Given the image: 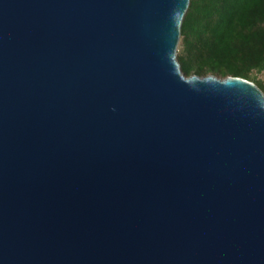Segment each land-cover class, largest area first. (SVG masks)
Returning <instances> with one entry per match:
<instances>
[{
	"label": "water",
	"instance_id": "obj_1",
	"mask_svg": "<svg viewBox=\"0 0 264 264\" xmlns=\"http://www.w3.org/2000/svg\"><path fill=\"white\" fill-rule=\"evenodd\" d=\"M191 0H0V264H264V91L187 77Z\"/></svg>",
	"mask_w": 264,
	"mask_h": 264
},
{
	"label": "trees",
	"instance_id": "obj_2",
	"mask_svg": "<svg viewBox=\"0 0 264 264\" xmlns=\"http://www.w3.org/2000/svg\"><path fill=\"white\" fill-rule=\"evenodd\" d=\"M177 59L187 77H242L264 91V0H191Z\"/></svg>",
	"mask_w": 264,
	"mask_h": 264
},
{
	"label": "rangeland",
	"instance_id": "obj_3",
	"mask_svg": "<svg viewBox=\"0 0 264 264\" xmlns=\"http://www.w3.org/2000/svg\"><path fill=\"white\" fill-rule=\"evenodd\" d=\"M257 78L260 79L261 81H263V83H264V72L257 74Z\"/></svg>",
	"mask_w": 264,
	"mask_h": 264
}]
</instances>
